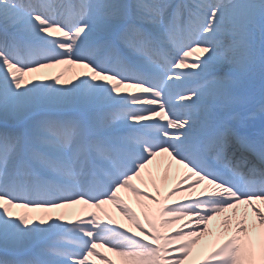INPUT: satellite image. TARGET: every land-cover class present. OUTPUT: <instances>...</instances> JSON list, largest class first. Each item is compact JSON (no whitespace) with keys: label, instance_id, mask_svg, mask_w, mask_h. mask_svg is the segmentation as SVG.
Returning <instances> with one entry per match:
<instances>
[{"label":"snow or ice","instance_id":"6c2138e0","mask_svg":"<svg viewBox=\"0 0 264 264\" xmlns=\"http://www.w3.org/2000/svg\"><path fill=\"white\" fill-rule=\"evenodd\" d=\"M109 253L264 264V0H0V264Z\"/></svg>","mask_w":264,"mask_h":264},{"label":"bare ground","instance_id":"6f19581e","mask_svg":"<svg viewBox=\"0 0 264 264\" xmlns=\"http://www.w3.org/2000/svg\"><path fill=\"white\" fill-rule=\"evenodd\" d=\"M72 75H73L72 72H68L66 78H70ZM60 211H65V210H60ZM67 211L71 212L72 210L70 209V210H67ZM113 214H114L115 218L117 219V221L122 222V223L125 224V226H127V222L124 221L123 218L120 217L118 213L114 212ZM108 255H110L112 257V259L117 262V264H121V258L116 257V256L112 255L111 253H109Z\"/></svg>","mask_w":264,"mask_h":264}]
</instances>
